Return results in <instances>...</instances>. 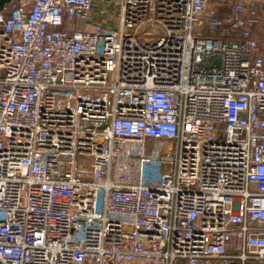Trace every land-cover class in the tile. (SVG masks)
<instances>
[{
  "label": "built area",
  "instance_id": "1",
  "mask_svg": "<svg viewBox=\"0 0 264 264\" xmlns=\"http://www.w3.org/2000/svg\"><path fill=\"white\" fill-rule=\"evenodd\" d=\"M258 21L241 0L0 7V264H264Z\"/></svg>",
  "mask_w": 264,
  "mask_h": 264
},
{
  "label": "crops",
  "instance_id": "2",
  "mask_svg": "<svg viewBox=\"0 0 264 264\" xmlns=\"http://www.w3.org/2000/svg\"><path fill=\"white\" fill-rule=\"evenodd\" d=\"M242 3L250 10L259 14V21L255 27V34L264 40V0H242Z\"/></svg>",
  "mask_w": 264,
  "mask_h": 264
},
{
  "label": "water",
  "instance_id": "3",
  "mask_svg": "<svg viewBox=\"0 0 264 264\" xmlns=\"http://www.w3.org/2000/svg\"><path fill=\"white\" fill-rule=\"evenodd\" d=\"M225 9L220 6L211 5L206 10L207 17H221Z\"/></svg>",
  "mask_w": 264,
  "mask_h": 264
},
{
  "label": "rangeland",
  "instance_id": "4",
  "mask_svg": "<svg viewBox=\"0 0 264 264\" xmlns=\"http://www.w3.org/2000/svg\"><path fill=\"white\" fill-rule=\"evenodd\" d=\"M118 16V12L112 8L111 13L105 17V25L109 27H115Z\"/></svg>",
  "mask_w": 264,
  "mask_h": 264
},
{
  "label": "trees",
  "instance_id": "5",
  "mask_svg": "<svg viewBox=\"0 0 264 264\" xmlns=\"http://www.w3.org/2000/svg\"><path fill=\"white\" fill-rule=\"evenodd\" d=\"M8 2H9V0H0V7L4 6ZM241 2H242V0H241Z\"/></svg>",
  "mask_w": 264,
  "mask_h": 264
}]
</instances>
